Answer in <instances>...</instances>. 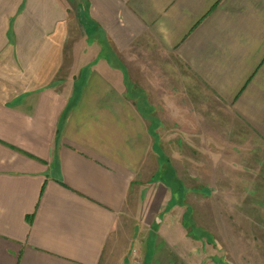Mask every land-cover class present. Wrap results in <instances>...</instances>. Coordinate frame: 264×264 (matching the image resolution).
Masks as SVG:
<instances>
[{
  "label": "crops",
  "instance_id": "crops-1",
  "mask_svg": "<svg viewBox=\"0 0 264 264\" xmlns=\"http://www.w3.org/2000/svg\"><path fill=\"white\" fill-rule=\"evenodd\" d=\"M227 226L264 236V0H0V264H233Z\"/></svg>",
  "mask_w": 264,
  "mask_h": 264
},
{
  "label": "rangeland",
  "instance_id": "rangeland-1",
  "mask_svg": "<svg viewBox=\"0 0 264 264\" xmlns=\"http://www.w3.org/2000/svg\"><path fill=\"white\" fill-rule=\"evenodd\" d=\"M173 134L175 136V131H173ZM169 145L168 147H166L168 149V153L170 154V157L173 161V163L171 164L170 162H168L169 166L166 169H161L157 175H155V179H153L154 181H158V182H165L170 184L173 188H175L177 190V188L182 187L180 181L177 179V173H176V167H177V160H176V156H177V152H178V147L176 145V139L175 138H170L169 140ZM182 148V147H181ZM192 148L190 147V154L192 153ZM166 164V163H165ZM189 165H191L192 163H188ZM189 165L187 166L188 168ZM192 170L191 168L189 169L188 173L191 174ZM206 181L208 180L205 179ZM187 183L189 184L190 187H192L193 184V180L192 178H186ZM220 181H224V179H220ZM254 182V179H253ZM170 186V187H171ZM179 195V194H178ZM178 195L174 194V201L173 202H177L179 201L178 199ZM182 195H179V198ZM214 196V195H213ZM236 195H234L235 197ZM239 194L237 195V197L239 198ZM249 198L255 199V196H248ZM212 201L209 200V197L203 196V197H199V196H194L192 194L189 195V199L187 201L188 205H190V211L188 212L187 215V220L189 223L192 222L193 219V205L195 204L197 207H199L200 212L201 213H197V222H201V224L203 225V228L208 231V224H209V218L210 215L213 214V222H215L216 227H217V236L220 240V242H218V247L219 249H221L222 251L224 250L225 245L227 244L225 242V237L227 235H225V221H224V210H223V203H224V194H217L215 195L213 198H211ZM210 203H217V207L219 206V204H221V206H219L218 208H215L213 210H210ZM222 207V208H221ZM212 219V218H211ZM259 227L254 226L251 227L249 226L247 229V234H248V240H237L238 238L245 237V235H241V227L239 226H227L226 229L228 231V234L230 232V237L233 240L232 242L228 243V246H231L232 249L234 250V256L232 257H227V259L231 260L233 264H264V236H262L260 234L259 235H255L252 233L254 232L256 229H258ZM197 229V228H196ZM232 230V232H231ZM197 232V230H196ZM137 242L136 244L133 246L134 248L132 249V254L137 252ZM207 244V243H206ZM247 253V254H246ZM241 254L243 256H241ZM246 254V255H245Z\"/></svg>",
  "mask_w": 264,
  "mask_h": 264
}]
</instances>
